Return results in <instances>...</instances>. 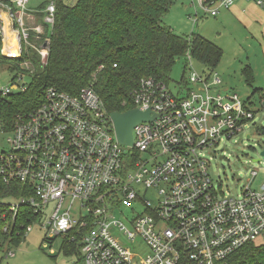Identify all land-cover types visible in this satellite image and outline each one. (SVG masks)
<instances>
[{
  "label": "built area",
  "instance_id": "obj_1",
  "mask_svg": "<svg viewBox=\"0 0 264 264\" xmlns=\"http://www.w3.org/2000/svg\"><path fill=\"white\" fill-rule=\"evenodd\" d=\"M236 1L199 0L212 17ZM28 4L0 0V54L34 51L45 65L55 2ZM185 56L191 68L190 52ZM19 66L11 83L0 86V99L28 85L16 79L34 74L32 62ZM185 82L183 94L174 95L153 77L138 80L131 109L149 110L153 119L134 127L131 147L116 139L110 112L91 85L75 94L48 86L34 108L13 114L10 127L0 120L2 231L19 224L24 206L30 220L22 235L15 231L20 244L37 225L48 245L56 238L75 243L79 264H218L256 241L264 234V179L257 189L224 194L203 151L242 133L258 109L251 110V98L212 91L221 82L216 73L206 79L192 71ZM259 96L264 111V91ZM151 188L158 191L155 206L140 194Z\"/></svg>",
  "mask_w": 264,
  "mask_h": 264
},
{
  "label": "trees",
  "instance_id": "obj_2",
  "mask_svg": "<svg viewBox=\"0 0 264 264\" xmlns=\"http://www.w3.org/2000/svg\"><path fill=\"white\" fill-rule=\"evenodd\" d=\"M48 2H41L39 7ZM54 2L55 20L49 32L45 65L34 51L29 56L24 52L22 57L16 58L0 54V65L8 66L11 80L21 70L19 65L24 59H30L34 67L24 91L0 99V120L7 127H10L13 114L30 110L40 103L48 86L75 94L91 85L108 112H124L132 108L130 92L140 78L153 77L168 85L175 59L186 51L192 58L209 65L211 69L206 79L210 78L222 55L220 47L203 36H180L162 24L161 18L173 0ZM245 75L250 84L249 69L245 70ZM0 210L7 208L2 206ZM16 220L19 224L16 222L10 233L2 231L4 222L0 221L2 252L20 244L22 238L16 237L15 231L22 235V226L30 220L26 207L21 206ZM64 249L77 252L75 243ZM218 264H264V243L249 242Z\"/></svg>",
  "mask_w": 264,
  "mask_h": 264
},
{
  "label": "rangeland",
  "instance_id": "obj_3",
  "mask_svg": "<svg viewBox=\"0 0 264 264\" xmlns=\"http://www.w3.org/2000/svg\"><path fill=\"white\" fill-rule=\"evenodd\" d=\"M46 0H29V6L35 9ZM162 24L175 34L188 37L191 34L201 35L216 44L222 50L218 64L213 68L221 82L212 86V91L222 94L235 92L241 100L251 98L254 105L252 111L258 109L242 133L230 139L222 138L218 144L207 147L203 153L209 160L208 173L216 188L224 194L237 196L250 186L257 189L264 179V157L260 151L264 149V111L259 109V95L264 91V37L256 26L245 28L228 10H220L212 17L202 9L199 0H173L168 11L162 16ZM209 65L191 58V68L187 57L181 55L175 59L171 67L168 88L174 94H183L186 77L192 71L202 76L210 72ZM250 70L252 82L247 84L245 70ZM30 76L23 75L20 83H27ZM11 83V73L6 65H0V86ZM262 90L260 93L257 91ZM1 124V122H0ZM249 134L250 138L246 135ZM256 170L253 179L251 171ZM140 194L148 199L152 206L158 202V191L147 189ZM141 211L140 207H137ZM125 214L130 209L124 208ZM75 213V212H74ZM117 216L122 214L117 210ZM46 230L34 225L25 239L17 247L8 250L14 252L7 256V251H0V264H79L76 253L66 252L68 247L62 238H56L48 245L44 240ZM44 240V241H43ZM256 243H264V234ZM65 244V245H64ZM144 249L142 245L140 247ZM9 251V252H10Z\"/></svg>",
  "mask_w": 264,
  "mask_h": 264
},
{
  "label": "water",
  "instance_id": "obj_4",
  "mask_svg": "<svg viewBox=\"0 0 264 264\" xmlns=\"http://www.w3.org/2000/svg\"><path fill=\"white\" fill-rule=\"evenodd\" d=\"M50 40L44 43V46L49 45ZM114 133L119 143L124 146H133V129L134 127L144 121L153 119L150 116L149 110L141 111L139 109H129L124 112L112 111L110 112ZM248 138L249 135L247 134ZM260 156L264 157V149L260 151Z\"/></svg>",
  "mask_w": 264,
  "mask_h": 264
},
{
  "label": "crops",
  "instance_id": "obj_5",
  "mask_svg": "<svg viewBox=\"0 0 264 264\" xmlns=\"http://www.w3.org/2000/svg\"><path fill=\"white\" fill-rule=\"evenodd\" d=\"M222 10H228L245 28L256 26V30L259 29L264 37V6H257L253 0H240L232 7Z\"/></svg>",
  "mask_w": 264,
  "mask_h": 264
}]
</instances>
